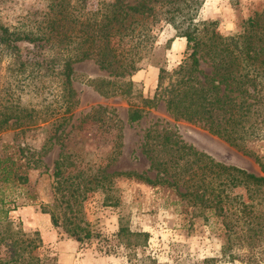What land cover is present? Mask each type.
Wrapping results in <instances>:
<instances>
[{"label": "rangeland", "instance_id": "obj_1", "mask_svg": "<svg viewBox=\"0 0 264 264\" xmlns=\"http://www.w3.org/2000/svg\"><path fill=\"white\" fill-rule=\"evenodd\" d=\"M41 1L7 0L0 4V20L12 25ZM100 1L84 0V5L93 10ZM263 7L264 0H202L194 23L222 37L242 35L247 20ZM260 22L263 25L264 20ZM150 35L152 49L144 53L142 68L132 76L130 97L102 98L94 93L84 76L106 77L109 72L87 59L72 65L77 75L72 81L73 107L65 113V122L53 121L49 111L40 109L34 121H18L22 126L15 127L12 119L8 122L12 127L0 130V199L14 225L4 234L0 224L7 243L0 244V264H35L34 257H53L55 264H249L243 256L246 250L227 248L220 217L196 215L192 202L181 201L174 190L121 175L99 181L107 172L154 177L143 148L144 133L152 127L174 132L217 163L264 176L254 156L166 110L169 85L178 76L174 72L191 50L186 42L176 45V31L163 21ZM197 56L208 73V56L203 51ZM159 68L170 77L164 79L166 88L157 91ZM16 96L21 105L37 110L53 100L46 93ZM58 107L61 117L64 105ZM135 109L142 117L130 123L128 113ZM259 145L252 150L264 162V141ZM57 162L61 177L54 174ZM2 167L10 173L7 182ZM120 229L146 237H122Z\"/></svg>", "mask_w": 264, "mask_h": 264}, {"label": "trees", "instance_id": "obj_2", "mask_svg": "<svg viewBox=\"0 0 264 264\" xmlns=\"http://www.w3.org/2000/svg\"><path fill=\"white\" fill-rule=\"evenodd\" d=\"M6 1L0 0V4ZM201 2L101 0L91 10L84 0H42L12 25L0 20V71H4L0 74V130L12 127L8 125L12 119L15 127L22 126L18 121H34L40 109L49 111L53 121L65 122V113L73 107L72 81L77 75L72 65L87 59L109 72L106 77L84 76V83L94 93L102 98L130 97L131 78L142 68L144 53L152 49L151 31L163 21L191 50L174 72L178 76L169 85L166 110L251 154L264 174L262 157L252 150L264 141V22L260 24L264 7L247 20L242 35L222 37L212 29L202 31L194 23ZM198 51L208 56V73L200 67ZM169 77L159 68L156 90L165 89L163 82ZM16 93L52 94L53 100L37 110L21 105ZM59 105H64L61 117H57ZM141 117V111L135 109L128 113V122ZM143 148L154 171L152 179L144 173L107 172L99 181L121 175L174 190L181 201L192 202L196 215L210 213L221 218L227 248L246 250L243 256L249 264H264V176L217 163L169 130H146ZM60 164L57 162L54 174L61 177ZM8 175L5 172L4 182ZM8 211L0 199L4 234L14 226L8 221ZM51 219L55 224L53 215ZM118 235L146 237L124 229ZM0 244L7 247L3 234ZM33 260L35 264H55L53 257Z\"/></svg>", "mask_w": 264, "mask_h": 264}, {"label": "crops", "instance_id": "obj_3", "mask_svg": "<svg viewBox=\"0 0 264 264\" xmlns=\"http://www.w3.org/2000/svg\"><path fill=\"white\" fill-rule=\"evenodd\" d=\"M177 40H178V41H176V45H181V44H183L182 42H185V41H182V39L179 38V37H178ZM131 79H132V78H131Z\"/></svg>", "mask_w": 264, "mask_h": 264}]
</instances>
